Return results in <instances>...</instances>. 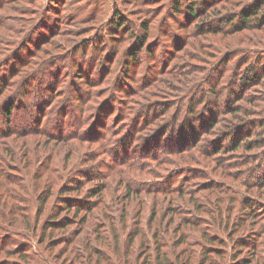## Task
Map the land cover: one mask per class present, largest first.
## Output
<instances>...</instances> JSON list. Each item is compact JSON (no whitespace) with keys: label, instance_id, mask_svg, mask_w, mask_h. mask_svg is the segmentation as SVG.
Segmentation results:
<instances>
[{"label":"rangeland","instance_id":"obj_1","mask_svg":"<svg viewBox=\"0 0 264 264\" xmlns=\"http://www.w3.org/2000/svg\"><path fill=\"white\" fill-rule=\"evenodd\" d=\"M174 1L0 0V197L11 190L8 204L17 206L3 217L0 198V264H147L157 244L174 261L182 234L194 244L189 264H198L202 232L231 240L219 220L235 222L244 198L264 215V186L244 185L264 178V125L249 137L261 138L260 146L208 156L220 143L230 146L224 124L264 120V25L223 34L225 18L238 21L240 7L254 1L197 0L213 4L206 23L176 15ZM143 30L144 44L126 70ZM251 67L262 75L258 84L240 78ZM211 89L212 103L197 104L193 122L187 100ZM230 105L240 109L227 113ZM165 108L171 114L159 117ZM179 108L177 133L159 136ZM211 114L219 134L192 138ZM198 138L201 146L192 148ZM71 184V198L89 209L58 207ZM64 216L67 224L50 221ZM186 218L196 224L181 223ZM14 246L25 250L24 260ZM227 253L208 256L227 264Z\"/></svg>","mask_w":264,"mask_h":264},{"label":"trees","instance_id":"obj_2","mask_svg":"<svg viewBox=\"0 0 264 264\" xmlns=\"http://www.w3.org/2000/svg\"><path fill=\"white\" fill-rule=\"evenodd\" d=\"M235 1V0H234ZM254 2H252V4H243V2H241L242 6L240 7L241 10L239 12V20L235 21L236 18V14L230 15L228 18L226 17L225 22L227 25L228 30H226V33L223 34H231V33H238V32H243L246 30H251V29H255L258 30L261 28V25H264V0H252ZM184 4V8H182V5ZM205 1L202 3L201 1H197V0H183V2L181 0H175L174 1V11L175 14L178 15V13H180L181 11L185 13V15H187L188 17H192V18H199V21L201 22H207L209 19V14L212 12L209 10L211 9L210 7L213 6V4H204ZM201 7H203V9L201 10L202 12H198L200 11ZM181 8L183 10H181ZM204 10V11H203ZM214 12V10H212ZM220 12L215 13L216 15H219ZM224 19L220 20L223 21ZM115 24V29L116 30H120L121 28L124 27V21L121 17H118L117 19H115L114 23ZM205 25V24H204ZM142 27L147 30L149 27L148 25L144 22L142 24ZM197 28H199L198 30L200 31L199 35H201L202 33H204V27L202 26H197ZM210 29L209 31H213L215 29H220V28H208ZM143 30V35L138 37V47L137 48H132L129 50L128 54H127V60L125 61V68L126 70H128L130 67L128 66V64H133L135 63V60H137V56L139 54V50H141L144 41H145V34L146 31ZM224 31V30H223ZM250 69V68H249ZM260 73L255 71V67H251L249 74L246 75H242L240 78L243 80L244 83H248L250 81H254L253 84H258L260 83V78L261 76L259 75ZM125 75H127L125 73ZM215 93V91L213 89H211L210 93H206L204 94V92L202 91L199 94H194L192 95V97H190L189 100H187L188 104L186 107V111L188 112V116H190L191 114H193L192 117V121L196 122L198 121L197 118V113H196V105L197 104H201V103H205V101L207 100V97H212L214 96L213 93ZM211 94V95H209ZM207 105L205 107H209V105L212 103V100H210V98L206 101ZM211 102V103H209ZM229 104V103H228ZM13 105L9 104V106H6L3 109V114L5 116V118H8L10 116V114L12 113V108ZM150 109V108H149ZM226 111L227 113H236V111H238V109H240L237 106H228L226 107ZM180 110L177 109V113L175 114V116L172 118V123L167 122L166 124H164L163 126V136L159 135L161 137H164L165 135H168L170 137H173L174 134L177 133V128H178V123L180 118H176L178 115V111ZM207 110V109H206ZM205 111V110H204ZM207 112V111H206ZM205 112V113H206ZM204 113V112H203ZM171 114L170 112V108H165L162 109L160 111V115L159 117L163 116H169ZM153 121L155 119V116H153ZM175 119V120H174ZM175 122H174V121ZM151 121V123H153L152 119L149 120ZM247 121V120H246ZM264 121V120H263ZM261 122V120H255V121H250V123H241L237 126H235L234 124H224V128L227 129L224 133H223V140L225 139L228 143H230L229 145H224L225 143H220L218 145H216V148H213L212 150H208L210 151V155H216L219 152H224V150H227L226 152H230V151H237L238 149H246V150H251L254 147H258L261 145V143H263V140H261V138H255L252 139L249 137H253L252 135V127L258 125L259 127L264 125V122ZM249 122V121H248ZM202 126L196 130V132L193 130V133H190L189 135L194 134V136H192V138H194L198 133L199 135H201L203 138L206 135H212V134H219L216 132L215 130V126L218 123L217 118H215V115L211 114L208 117V120L204 121L202 120ZM251 125V128H249V126ZM184 127H186V125H184ZM192 128V127H191ZM14 131L15 135L21 134L22 132H34V134L39 133L38 130L34 131H30L27 129H23V130H12ZM236 132H239L236 136H234V134ZM240 132H242L243 134H240ZM9 134V133H8ZM233 134V136H232ZM242 135V136H241ZM231 136V137H230ZM237 137V139H236ZM233 138V139H232ZM160 139V138H159ZM136 141H139V138L136 136L135 137ZM177 143L179 142V139H176ZM199 141V142H198ZM201 142V138H198L196 140H193L191 142L192 148L193 146H195V148H198V146L196 144H200L199 146H201L202 143ZM132 144V143H131ZM118 145V144H117ZM180 145V143H179ZM191 148V147H188ZM184 148H171L170 150L172 151H187V149ZM181 149V150H179ZM116 152V149H114V153ZM251 177V176H250ZM244 185L245 187H256V188H260L264 186V178H262L260 176V178L256 179V180H251L248 181V179L244 180ZM249 185V186H248ZM69 188H66L65 191L68 192V195L65 196L63 198L62 204H59L58 207L60 209H66V210H71L74 208V212L75 211H80L81 209H89V203H81L82 205L78 204V201L75 202L76 200H74L73 198H71V191L75 192V189L77 191V186L71 184V186H68ZM208 188H199V191H203V190H207ZM10 191L11 190H7L5 189L4 191L1 192V199L3 200V207L4 209L2 210V215L3 217H5L4 215L7 214V217L11 214L13 215L15 212H17V209H15L17 206H13L12 204H8V200L10 198ZM4 195V198H3ZM74 195V194H73ZM41 196V194H40ZM40 196H38V200L42 201L43 198H41ZM7 198V199H6ZM1 200V203H2ZM242 204L243 209H244V213L240 215V217H238L236 219L235 222H230V217L227 216V218H225V220L222 219V217L219 220V225H222V227H224L225 230H227V233L231 240H229L228 238H221L216 234H206L208 231H205V233L202 232V241L204 244H200L197 243V245H200L202 247V253H201V258H199L198 260V264H214V260L213 258H210L208 256V254H214L217 256H221L226 252L225 249H227L225 247L226 242H231L230 246V252L227 254H230V261L227 262V264H264V215L263 214H258L257 210L255 209V201H252L251 199H247L244 198L242 200ZM264 207V206H262ZM41 208H37V211L41 212ZM240 218V219H239ZM68 217L64 216L62 221L60 222H56V219L50 220L54 226L58 227L61 226V223L67 224L68 223ZM242 219V221H240ZM181 223L182 221L184 222L183 224H191L193 223V225H195V222H192L191 219L186 218V219H180ZM245 225V226H244ZM239 227L240 229L238 230V234L232 238L233 235V231H237L235 228ZM244 227V228H242ZM235 229V230H234ZM231 232V233H230ZM226 233V234H227ZM184 234L181 235V237H179L178 241H180L179 243L183 246V249L181 250L182 252H178L176 260H170L168 259V257L166 256L165 252H162V250H160V246L159 244L156 245V249H155V255L154 259H149V255L146 256V261L148 262L147 264H176L177 262H180V256L181 254L184 253H188L187 258L180 262L181 264H189L190 261V257L189 254L192 253L191 251V247L194 246V244L190 243L189 239H186V236H183ZM153 237L155 238V240H158V235L156 234V232L153 233ZM216 244H218L219 246H217ZM164 246V245H163ZM6 245L5 243H3V248H5ZM1 249V248H0ZM16 249V250H15ZM2 250V249H1ZM14 250L17 252V254H19L20 258H22L23 260L25 259L26 256H24V254H22L23 250L22 248H18L17 246H14L12 248V252H14ZM8 251V250H7ZM247 252L245 254H243V252ZM12 252H10L9 254H13ZM5 261V260H3ZM0 262V263H3ZM217 262V261H215ZM216 264V263H215ZM217 264H224L223 261L218 262Z\"/></svg>","mask_w":264,"mask_h":264}]
</instances>
